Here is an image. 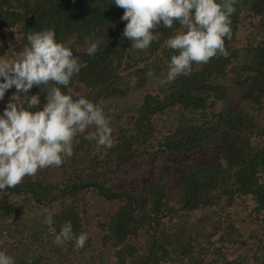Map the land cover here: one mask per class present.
Segmentation results:
<instances>
[{"label":"trees","instance_id":"1","mask_svg":"<svg viewBox=\"0 0 264 264\" xmlns=\"http://www.w3.org/2000/svg\"><path fill=\"white\" fill-rule=\"evenodd\" d=\"M234 7L229 55L168 81L175 52L164 42L181 30L175 21L137 50L122 36L124 9L112 0H0V56L17 59L28 34L52 29L80 65L61 91L100 107L112 130L111 148L84 138L90 126L60 166L0 190V250L15 264H264V0ZM35 93L43 104L45 93L33 86L28 95ZM195 153L205 163L191 161L173 190L162 174L149 186L128 184L138 161ZM97 200L117 207L97 218L103 235L95 248L86 228ZM66 221L87 236L80 250L53 243Z\"/></svg>","mask_w":264,"mask_h":264},{"label":"clouds","instance_id":"2","mask_svg":"<svg viewBox=\"0 0 264 264\" xmlns=\"http://www.w3.org/2000/svg\"><path fill=\"white\" fill-rule=\"evenodd\" d=\"M236 0H112L123 8L126 21L122 36L132 49L144 50L157 40L154 29L163 25L181 26L167 38L165 46L174 50L167 64L166 78L190 75L192 65L207 63L214 56L227 57L225 38H231L230 17ZM27 45L17 59L0 56V100L14 88L5 107L0 110V190L19 184L25 176L39 169L60 166L63 157L72 155V140L78 132L92 126L95 131L85 139L105 149L112 147L111 128L103 110L78 92L68 94L71 78L80 70L71 49L55 39L52 29L27 35ZM98 44L88 43L85 51L94 55ZM148 75H151L149 72ZM33 86L45 93L41 104L39 93L28 95ZM27 97V107L22 100ZM51 224V216L44 220ZM85 233L75 235L70 221L55 234L53 243L71 241L75 249L84 246ZM0 264H15L12 256L0 250Z\"/></svg>","mask_w":264,"mask_h":264},{"label":"rangeland","instance_id":"3","mask_svg":"<svg viewBox=\"0 0 264 264\" xmlns=\"http://www.w3.org/2000/svg\"><path fill=\"white\" fill-rule=\"evenodd\" d=\"M218 147V144L215 146ZM191 161H197L198 163L201 162L202 164L205 163V158L202 154H192L191 156L185 157H174V156H167L162 160H157L156 157H152L151 159L145 158L141 161H138V164L134 165L136 168L130 172L129 178L132 176L131 180L128 184L131 185H138L140 183L146 184L147 186L151 185L157 179L162 178L163 176H167L169 178L170 189L173 190L178 183L182 179V175L184 172L190 167ZM162 174V175H161ZM114 180V185H119L126 181L128 178V174L124 173L122 175H116ZM117 203L116 202H106L104 200H97L93 206V210L91 213L90 220L88 221V226L86 228L87 232L92 236V243L95 248L100 245L99 238L102 237L103 231H101L97 225L98 221L97 218H104L109 213H112L114 209H116ZM102 220V221H103ZM88 234V235H89ZM81 248L77 249L80 250ZM96 249V251H98ZM95 251L84 253L83 257L85 259H89L91 255L95 254ZM82 257V258H83ZM114 264V263H110Z\"/></svg>","mask_w":264,"mask_h":264}]
</instances>
